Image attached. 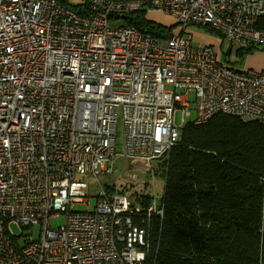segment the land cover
<instances>
[{"label":"built area","instance_id":"2783aa9c","mask_svg":"<svg viewBox=\"0 0 264 264\" xmlns=\"http://www.w3.org/2000/svg\"><path fill=\"white\" fill-rule=\"evenodd\" d=\"M64 1L0 0V264H151L149 221L162 212L106 193L76 211L89 202L80 176L108 173L116 156L168 157L184 126L218 114L264 125V69L185 35L207 26L263 48L264 0ZM139 11L181 29L126 26Z\"/></svg>","mask_w":264,"mask_h":264},{"label":"trees","instance_id":"16d2710c","mask_svg":"<svg viewBox=\"0 0 264 264\" xmlns=\"http://www.w3.org/2000/svg\"><path fill=\"white\" fill-rule=\"evenodd\" d=\"M146 13L127 15L124 24L156 37L172 35L175 27L157 24ZM258 28L264 31V15ZM254 49L236 54L242 60ZM230 55L224 53V60ZM181 138L160 158L162 215L149 221L151 264H264V125L218 114L187 124ZM140 203L148 209L153 198L145 195Z\"/></svg>","mask_w":264,"mask_h":264},{"label":"rangeland","instance_id":"374dc122","mask_svg":"<svg viewBox=\"0 0 264 264\" xmlns=\"http://www.w3.org/2000/svg\"><path fill=\"white\" fill-rule=\"evenodd\" d=\"M147 18L157 24H161L167 27H175V29H181L180 25L174 21L171 17L156 12H148ZM174 29V30H175ZM211 29V28H210ZM186 36L192 38V43L195 46H207L212 44L214 49L220 54V57L224 60V53L231 51V55L226 58L228 65L252 68L255 70L264 69V49H254L251 53L244 56L241 60L236 54L237 47L232 46L228 41L222 39L219 33L210 31L205 28H199L197 25H191L188 27ZM223 44V50L221 46ZM240 49V48H238ZM193 98V93H191ZM181 114L177 115V121L179 122ZM189 120V119H187ZM191 120V119H190ZM189 120V121H190ZM119 136L117 139V152L123 154V129L122 124L119 123ZM162 159H155L151 161L131 160L124 156H116L110 166L109 172H102L97 174L98 176L85 174L81 175L82 181L88 184L86 191L89 202L87 204H77L75 206L76 211H92L96 206L99 194L106 193L108 195H123L126 196L133 203L141 204L140 198L145 195L153 198V208L158 210V204L163 196L164 191V179L161 176L160 164ZM115 188L117 191L110 194L106 188ZM54 228L59 225H64L63 214L60 218L51 221ZM16 234L19 233L17 227H13Z\"/></svg>","mask_w":264,"mask_h":264}]
</instances>
